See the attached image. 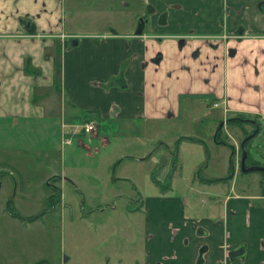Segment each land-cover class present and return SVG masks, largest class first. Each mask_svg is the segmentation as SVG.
Here are the masks:
<instances>
[{"label": "crops", "instance_id": "crops-1", "mask_svg": "<svg viewBox=\"0 0 264 264\" xmlns=\"http://www.w3.org/2000/svg\"><path fill=\"white\" fill-rule=\"evenodd\" d=\"M69 1L0 0V121L24 124L56 114L61 188L76 182L66 167H77L70 158L77 152L94 157L111 149L117 155L105 167H154L160 186L153 193L130 183L145 205V264H264V194L238 192L236 168L229 182L195 184L198 193L207 185L219 189L208 192L200 218L187 217L181 199L162 187L169 170L182 167L173 142L200 140L180 136L181 126L199 122L196 111L218 109V123H264V0H138L136 29L124 0L116 11L103 0L85 9ZM87 122L95 131L85 136L78 127ZM215 134L214 143L223 145ZM230 144L233 167H240ZM90 167L94 175L102 166ZM106 180L112 189L97 197L131 198ZM134 212L128 210L130 219Z\"/></svg>", "mask_w": 264, "mask_h": 264}, {"label": "rangeland", "instance_id": "rangeland-1", "mask_svg": "<svg viewBox=\"0 0 264 264\" xmlns=\"http://www.w3.org/2000/svg\"><path fill=\"white\" fill-rule=\"evenodd\" d=\"M77 1L84 9L99 5L95 0ZM118 1L103 0L102 5L108 11H116L119 9L112 8H118ZM69 2L65 0L66 6ZM124 2L128 4L127 10L124 9L127 18L134 21L132 26L136 29L139 18L134 19L133 14L139 1ZM217 111L210 108L202 113L200 109L195 112L199 122L181 126L180 136L200 139H192L196 144L179 145L176 141L172 144L173 155L180 153L182 167H172L162 187L168 186L169 194L181 199L187 217L204 216L208 192L219 191L212 189L216 185H207L208 192L201 187L198 193L195 184L225 178L229 182L235 168L238 192L264 194V174H243L240 167H234L231 173L228 165L233 146L230 143L234 141L237 146L239 163L240 144L256 127L258 132L244 146L252 160L264 165V123L253 119L245 124L237 119L238 124L236 120L225 125L217 122ZM54 117L24 124L0 121V264H145V205L138 202L140 197L134 196L130 183L141 188L143 195H150L160 186L153 182L154 167H124V164L105 167L116 158L117 151L111 149L94 157L77 152L70 154V158L75 156L77 167L71 164L66 167L68 176L76 178V182L65 181V188H61L59 119L53 121ZM216 129L220 131L217 139L225 144L214 143L211 135ZM74 144L73 140L65 148L71 149ZM92 145L99 146L96 141ZM251 159H246V166ZM204 160L205 166L199 167ZM95 165L102 167L94 175L89 174L90 166ZM52 177L56 179L48 182ZM106 179L117 187H125L131 198L117 201L99 198L112 189ZM134 208L137 212L130 219L128 210Z\"/></svg>", "mask_w": 264, "mask_h": 264}, {"label": "water", "instance_id": "water-1", "mask_svg": "<svg viewBox=\"0 0 264 264\" xmlns=\"http://www.w3.org/2000/svg\"><path fill=\"white\" fill-rule=\"evenodd\" d=\"M23 23V22H22ZM24 25L27 27V29H30L29 31L32 32L33 26H31L29 23H24ZM143 29V25L140 24L138 27V30L136 31V35H141ZM222 126V125H221ZM220 126V127H221ZM258 132V129L256 127L255 131L253 134H251L250 136H248L247 138H245L242 143L240 144V150H241V160H240V172L243 174L249 173V172H259L264 174V165H252V166H246V159L248 157V153L247 150L245 149V143L250 140L251 137L254 136V134H256Z\"/></svg>", "mask_w": 264, "mask_h": 264}, {"label": "trees", "instance_id": "trees-1", "mask_svg": "<svg viewBox=\"0 0 264 264\" xmlns=\"http://www.w3.org/2000/svg\"><path fill=\"white\" fill-rule=\"evenodd\" d=\"M60 65H59V62L55 60V69H54V81L55 83L58 82V79H59V75H60ZM235 122V121H234ZM235 123H239V122H235ZM220 136V131L218 130L215 134V140L217 142V144H225L221 141H219L217 138ZM231 148V157H230V163H229V170L231 173H233V164H234V155H235V151H234V148L233 147H230ZM247 153H248V157L247 159H251V157L249 156V151L247 149ZM252 160V159H251ZM249 165H261L260 162H257V160H252V162L249 164ZM228 178H231V176H229ZM226 179V178H225ZM225 179H213L211 181H214V182H219V181H224Z\"/></svg>", "mask_w": 264, "mask_h": 264}, {"label": "built area", "instance_id": "built-area-1", "mask_svg": "<svg viewBox=\"0 0 264 264\" xmlns=\"http://www.w3.org/2000/svg\"><path fill=\"white\" fill-rule=\"evenodd\" d=\"M215 106H217V105H215ZM78 128L81 129L83 131V133H88V134L95 131V125L92 122L82 123L79 125ZM65 142L69 143L70 140L67 139V140H65Z\"/></svg>", "mask_w": 264, "mask_h": 264}, {"label": "flooded vegetation", "instance_id": "flooded-vegetation-1", "mask_svg": "<svg viewBox=\"0 0 264 264\" xmlns=\"http://www.w3.org/2000/svg\"><path fill=\"white\" fill-rule=\"evenodd\" d=\"M215 105H217V104H215ZM215 105H214V106H215ZM217 106H218V105H217ZM217 106H215V107H217ZM238 119H239L240 121L246 120V119H244V118H238ZM243 122H244V121H243ZM220 123H221V122H220ZM226 124H228V122H226ZM226 124H225V125H226ZM249 124H251V123H249ZM251 125H252V124H251ZM221 128H222V127H221ZM35 219H36V218H35Z\"/></svg>", "mask_w": 264, "mask_h": 264}]
</instances>
